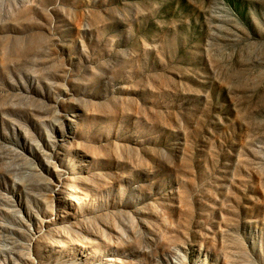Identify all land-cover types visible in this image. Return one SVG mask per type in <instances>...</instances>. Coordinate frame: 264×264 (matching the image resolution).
<instances>
[{
  "label": "rangeland",
  "instance_id": "obj_1",
  "mask_svg": "<svg viewBox=\"0 0 264 264\" xmlns=\"http://www.w3.org/2000/svg\"><path fill=\"white\" fill-rule=\"evenodd\" d=\"M0 264H264V0H0Z\"/></svg>",
  "mask_w": 264,
  "mask_h": 264
}]
</instances>
